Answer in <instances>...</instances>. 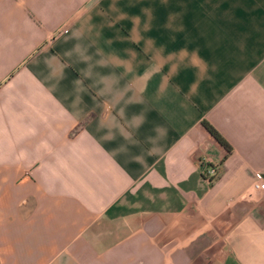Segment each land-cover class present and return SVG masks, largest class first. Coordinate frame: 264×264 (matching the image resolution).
Here are the masks:
<instances>
[{"label":"crops","instance_id":"obj_1","mask_svg":"<svg viewBox=\"0 0 264 264\" xmlns=\"http://www.w3.org/2000/svg\"><path fill=\"white\" fill-rule=\"evenodd\" d=\"M261 174L264 0H0V264H264Z\"/></svg>","mask_w":264,"mask_h":264},{"label":"built area","instance_id":"obj_2","mask_svg":"<svg viewBox=\"0 0 264 264\" xmlns=\"http://www.w3.org/2000/svg\"><path fill=\"white\" fill-rule=\"evenodd\" d=\"M201 164L204 167V172L202 174L203 179L208 183H211L213 178L217 175V167L212 164L210 158H204ZM253 189L264 191V174L257 176L255 182L253 183Z\"/></svg>","mask_w":264,"mask_h":264},{"label":"trees","instance_id":"obj_3","mask_svg":"<svg viewBox=\"0 0 264 264\" xmlns=\"http://www.w3.org/2000/svg\"><path fill=\"white\" fill-rule=\"evenodd\" d=\"M204 128L208 131V133L221 145L223 146L226 151L229 153L230 147L224 141V139L207 123L203 122Z\"/></svg>","mask_w":264,"mask_h":264}]
</instances>
